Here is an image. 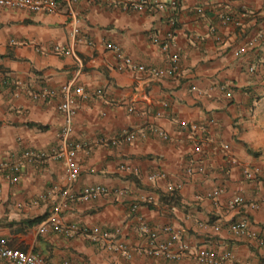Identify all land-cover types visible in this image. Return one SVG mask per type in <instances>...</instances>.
Returning <instances> with one entry per match:
<instances>
[{
	"label": "crops",
	"instance_id": "crops-1",
	"mask_svg": "<svg viewBox=\"0 0 264 264\" xmlns=\"http://www.w3.org/2000/svg\"><path fill=\"white\" fill-rule=\"evenodd\" d=\"M117 1L119 7L98 0H60L53 12L0 7V160L30 148L46 154L24 162L16 183L0 174V237L14 248L40 254L45 264H209L198 260L203 248L232 251L227 264H264L258 242L264 237V0H176V6L174 0H159L142 10L122 7L125 1L140 0ZM224 15L239 24L224 23ZM169 35V52L152 41ZM254 38L247 52L235 54ZM108 43L136 63L160 68L177 52L181 72L156 79L120 70L121 61ZM57 45L71 53H57ZM65 84L104 91L102 97L80 103L73 119L69 142L81 170L71 185L64 157H55L66 149L60 138L65 115L57 108L62 97H32ZM132 103L135 113L128 111ZM183 121L207 126L202 152H195ZM155 128L167 132L174 144ZM127 135L133 140L127 141ZM225 143L228 151L220 149ZM193 160L204 168L187 175ZM123 165L137 172L124 171ZM246 167L257 172L256 179H245ZM159 168L165 176L149 181L147 176ZM181 181L177 199H170L174 193L168 185ZM68 184L76 193L103 184L121 194L89 201L66 198L62 189ZM216 189L221 193L209 198ZM237 195L245 203L231 206ZM138 199L140 207L133 213L130 205ZM56 210L66 224L118 231L131 257L90 233L40 234L39 225ZM242 218L250 222L247 232L229 229ZM32 219L40 221L32 224ZM141 222L158 229L172 224L182 230L189 250L179 260L146 255Z\"/></svg>",
	"mask_w": 264,
	"mask_h": 264
},
{
	"label": "built area",
	"instance_id": "built-area-1",
	"mask_svg": "<svg viewBox=\"0 0 264 264\" xmlns=\"http://www.w3.org/2000/svg\"><path fill=\"white\" fill-rule=\"evenodd\" d=\"M100 2L106 3L112 7H119L120 2L117 0H98ZM126 3V1H125ZM122 7L125 9L132 10H142L147 7V5H159V0H140V1H128ZM172 4L176 6L178 1H172ZM60 5V0H0V7H10L17 9H24L29 12H53L58 9ZM199 12H203V8H198ZM224 23H235L239 24L238 20L232 15H224L222 17ZM172 35L166 38H160L158 36H153L152 41L161 46L165 51L171 49L172 46ZM219 40V37L217 38ZM256 38L242 45L236 49L235 54L241 55L247 52L248 48L251 47L255 42ZM107 47L116 51L118 60L121 61L119 65L120 70H131V71H141L149 73L152 77L156 79H162L165 77H175L181 72V57L179 53L171 52L169 54V65L165 68H160L156 66H146L144 64L136 63L131 57L125 56L121 49L112 43H108ZM54 50L57 53L70 54L71 50L62 46H55ZM254 65H251V69H254ZM0 82L2 79L0 78ZM61 96L62 100L58 104V110L65 115V125L60 134V138L65 142L66 149L55 153V157H64L65 164L67 167V180L73 183L79 176L81 166L77 160V150L74 145L69 142L70 134L73 130V119L78 114L79 104L86 102L92 98H100L104 95L103 89H97L95 91H88L83 86H73L72 84H65L61 87L59 91L52 89H45L37 93H33L32 97L34 99H42L44 101L51 100L54 97ZM168 106L167 103H163V107ZM128 111L135 113L136 109L134 103L128 106ZM157 117L163 115L162 111L156 113ZM210 120L209 123H212ZM181 128L188 132L190 138H192L194 143L195 152H202L203 143L207 140L206 133L208 128L203 123H188L186 121L181 122ZM154 132L158 134L161 138L167 140L170 144H174V140L169 136L167 132L162 129L155 128ZM133 135H127L126 140L132 141ZM113 143H116L113 140ZM223 151H228L230 145L225 143L220 148ZM46 154L42 151L36 149H26L21 155H9L3 160H0V174H4L12 183H16L20 180L22 166L24 162L34 163L38 160L44 159ZM232 163H236L234 157L230 158ZM197 160H193L186 168L187 175H193L196 170L202 171L203 166L196 165ZM122 169L131 173L136 171L129 165H123ZM137 172V171H136ZM165 176L164 171L159 168L157 171L150 173L147 176L149 181H157V179ZM244 176L247 180H254L257 177V172L252 168L244 169ZM68 184L67 187L62 189V195L66 198H74L78 196L80 199L89 201L96 199L100 196H110L113 193L121 194L119 191L112 190L103 184H91L85 186L79 192H73L71 186ZM184 183H170L168 185V192L177 193L182 189ZM1 190V189H0ZM221 193L220 189H216L208 193L209 198H215ZM142 199L134 201L130 205V210L136 213L140 207ZM145 201H153L152 198H145ZM245 199L241 195L235 196L231 201V206L243 205ZM251 207H258L257 203H252ZM249 220L247 218H242L236 222L230 223L228 225L229 229L235 233H245L249 229ZM219 229V227H216ZM140 229L143 234L147 236V247L142 250L148 256L151 257H161L166 260H179L184 254L189 250V245L183 240L182 230L176 229L172 224H167L163 228H151L146 223H140ZM40 234L57 233L62 234L66 237H74L80 233H90L94 240L101 236L105 243H109L112 249L121 251L126 254L127 257H131V251L128 246L123 243L121 237H119V232H109L102 230L100 227L96 226L93 228L82 227L77 223L66 224L62 220L60 211L56 210L51 215H49L38 228ZM162 233L168 235V239L162 240ZM259 246L264 250V237H260ZM141 251V250H140ZM234 255L232 251H226L223 254H218L208 248H203L198 252V260L209 264H227L232 261ZM0 264H45V259L38 253L23 251L18 248L10 246L9 241L5 237H0ZM63 264H71L69 261H64Z\"/></svg>",
	"mask_w": 264,
	"mask_h": 264
},
{
	"label": "trees",
	"instance_id": "trees-1",
	"mask_svg": "<svg viewBox=\"0 0 264 264\" xmlns=\"http://www.w3.org/2000/svg\"><path fill=\"white\" fill-rule=\"evenodd\" d=\"M170 199H177V193H175V194H172L170 197H169ZM38 221H40V219H32V220H29V222L30 223H36V222H38ZM236 222V221H235ZM233 223V222H232Z\"/></svg>",
	"mask_w": 264,
	"mask_h": 264
}]
</instances>
